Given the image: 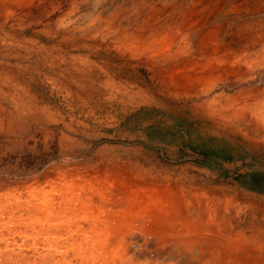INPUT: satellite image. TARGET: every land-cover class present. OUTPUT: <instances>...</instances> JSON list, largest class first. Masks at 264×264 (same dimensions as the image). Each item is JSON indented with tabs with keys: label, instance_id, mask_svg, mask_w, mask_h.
<instances>
[{
	"label": "rangeland",
	"instance_id": "1",
	"mask_svg": "<svg viewBox=\"0 0 264 264\" xmlns=\"http://www.w3.org/2000/svg\"><path fill=\"white\" fill-rule=\"evenodd\" d=\"M74 1L75 0H66V6L64 8H70L72 6L71 3ZM127 1L128 0H101L98 7H96L97 5L94 3V0H82L79 2L80 9L74 16V19H79L82 14H89V11L94 14L95 18L94 20L89 19V21L87 20L86 22H84L85 19H83L81 24L78 25L76 22L74 27L77 29H83L84 27L85 30V28L94 25L96 19L100 17L104 18L106 13H109L106 8L109 4L110 6L113 5L115 7L123 6L125 4L130 7L129 5H136L138 2L137 0ZM144 1L141 8L142 11H138V16L141 19L152 13V6L166 7L171 4V2H166L164 0ZM179 1L181 2L180 13L185 11L182 14L188 15L194 9L195 3L193 4V2L190 1L184 2L183 0ZM243 1L245 9L239 13H234V11L229 12L231 9L229 7L230 4L223 9L224 11H218L217 23H219V21L227 20L228 28L230 29H264V0H255V2L250 0L251 3L248 2L249 0ZM105 4H107V6ZM195 5H197V3ZM211 5L204 8L205 13L203 9H201L204 16L210 17V9L215 6V1ZM246 7L247 9L248 7L250 9L246 11ZM33 8L36 10L35 7ZM126 13L132 14L133 11L127 10ZM55 18V16H52L49 20L52 21V19ZM37 20H39V18L24 21V27L27 29L24 32L26 37H37L34 35V32L40 28L49 29V27L44 26L49 22L48 20H44L42 23L38 24H30ZM132 20V18H130V20H120L119 22L121 25L117 27H121L117 30H119L121 34L123 32H131V29L136 30L137 27L131 23ZM215 23L216 22L211 21H209V23L207 22L209 26H213ZM207 24L205 28L208 26ZM176 27L171 26L170 28H173L175 30L174 32H176ZM188 28L189 27H187L186 30L183 29L181 42L192 44L190 41L191 39H188L191 38L190 33H188L190 29ZM179 29L181 30L182 28ZM203 29L204 28H202V30ZM119 35L118 33H109V35H107L109 40L107 39L106 47L102 46L99 42H95L92 49L89 44L85 43L79 51H71V53L83 55L81 56L82 59L77 62L82 73L73 72V70L66 65H63L60 68L57 67V69L63 74V81L65 84L62 85L54 81L55 78L52 70L49 68L44 69L43 64H41L42 69H40L39 66L35 65V63L28 58L29 53L23 45H9L7 43L0 44V81L2 77L4 78L6 75H12L17 78V80L28 83L29 96H32L38 101L37 103L41 106L47 117V119L44 120V118L37 119L33 116H21L17 111L26 106L24 104L26 102L28 103V100L25 99V101H22L16 99V102H18L17 106L10 100L8 93L0 92V113L2 114H0V207L4 209L2 210L3 212H0V238L5 241L8 239V245L16 244L18 246H23L22 257L25 264H136L137 262L142 264L147 262L145 259H139V257L143 255L145 256V254H151L149 250L153 248L152 243L155 239L148 238L149 236L145 237L146 239L148 238L151 240L147 242V246H144L140 250H134L133 247H131V243L132 241H135L133 240L135 235L144 238L143 233L145 232L143 226L140 225H145V216H148L147 213H150V207L155 205L152 201V197L156 195L161 197L163 203H159L158 210L157 208L152 207L151 210L157 211L155 215L158 217L159 222L157 221V224L159 223V225L157 226L155 223V228L158 229L160 227V230H164V234L168 231V219L165 216L166 212L164 213L162 210L166 211L174 208L176 200L173 199L172 195H184L185 204L182 205L181 208H186L189 204L191 205L189 207H194L195 205L198 206L199 200L204 206H206V197H210L212 203L213 199H215L212 204L213 214L216 212V204L222 202L220 204L222 205L221 212L225 213L227 216L223 218L226 223L223 224L224 231L219 235V239L225 244L227 243L226 245H230L229 239L232 235H230L229 238V233L226 232L227 229H225V227L227 223L230 224L235 218L244 223L247 219L253 217L252 219L256 222L264 223V211L262 210L264 205V181L262 182V187H258V190L250 188L245 189L240 187L238 183L231 181L234 173L245 174L247 172H252L251 178L249 175L247 176L248 181L252 179L258 180L260 178V173L264 175V159H228L219 162L215 160L209 161L208 167L209 170L214 173V176L207 170L197 171V168L202 167L201 163L198 161H188L187 156L197 152L187 150L190 147L186 144L188 138L192 136L193 138H196V140L211 143L210 148L219 151L222 145L226 142V144H224L227 148L225 152L230 156L233 155V157L238 156L234 150L232 151V148L234 149L233 146L229 148L231 143H228L232 138L216 137L212 135L214 132L212 128L223 132V128L232 125L229 116L225 113L226 111H224L225 108L227 110L229 108V105L224 102V99L229 94L230 90L240 86L239 82H252L257 86L256 88L260 89L264 86V59L260 58L263 49L260 48L252 51L250 60L256 61L257 65L256 67L253 66L255 68L249 72L246 77L236 74H218V76L215 77V84L210 90V93L208 91L196 94L192 92L187 93L183 90L176 92L172 89H167L157 78V71L152 69L149 64L145 65L143 62L141 63L136 59H131L128 55H122L121 50L114 49L112 44H115L114 40H117ZM52 44L53 43L47 44V46H51ZM173 46L175 47V45ZM70 48L72 49L74 46L71 45ZM32 60L38 62L35 57H33ZM115 64L116 66H113ZM204 64L205 60L198 58L189 62L188 65L191 66L190 68H201ZM109 66H111V68ZM36 69L40 72H36ZM123 80L125 82H123ZM8 84L11 85L9 82ZM218 92H222L220 97H216L218 94L214 95ZM21 93L23 92L21 91ZM56 102L58 104H56ZM233 123L236 127L242 126V120L239 121L235 119ZM238 139L239 138H234L235 141ZM133 141L136 142V144L133 145ZM196 147L199 146L197 145ZM261 148H264V146H261ZM129 152L133 153L134 160L132 161L135 162H128V157L120 160L115 158L117 156L123 158V156H121L122 153L125 154ZM252 156L264 157V154L257 153ZM146 164H148V168L150 169L156 168V165H159V169L166 171L167 174H175V172L180 169L186 170L187 172L183 173L186 175L185 178L187 177L189 179L187 180V183L189 184L188 186L193 187L198 185L203 188L207 186L211 195L208 196L205 191L195 192L189 188H185V190L189 192L187 195L175 192L174 189L165 190L161 194L154 189H151V192H143L144 188L140 186L137 180L146 178ZM164 165H166V168L163 167ZM127 166H129L128 169L130 173L138 178L135 181V185L139 188L136 190L137 201H141L140 204H144V206H141L135 202V204L141 206V209L134 211L132 214L127 209L128 203L125 202L126 198H124L125 200L122 198L119 200L118 193L116 192L118 187L125 186L128 183V178L130 176H128L127 171L123 170L127 169ZM195 169L197 170L195 171ZM64 170L67 173L64 174ZM122 170L123 172L120 173ZM118 173L120 174L117 175ZM84 175L86 177H83ZM97 178L98 180L109 178V180H111V182H109L110 185L108 184L105 188V185L100 184V181L98 182ZM75 182L78 185V190L81 187V191L85 195L89 194V196H87L90 198L91 202H88L91 206L87 207L85 203L82 205V201L78 203H71V201H68V204L71 205L72 208L67 204V201L65 202L61 200V204L64 206L63 211L64 208H66L65 206L68 205L67 209H74L75 214L69 211L57 213L59 210L55 209L56 213L54 212L55 214L53 213L51 216L49 225L46 224L49 223V221L46 222L43 216H37L39 221H36V224H33L34 226L32 227L34 228V231L36 230L35 234L37 233V239H34V237L32 238L31 236H25V234L22 233L26 230H28V232H33V230H29V227L22 226L21 228L20 226L19 228H16V220H13L10 214L12 201L15 200L9 201V197L22 194L24 198H26L29 192H33L35 194L34 197H36V202H40V194L48 192L52 194V199L60 201L59 195L61 193L66 194V196L70 195V187L72 184H75ZM179 182L182 183L183 186L185 185L183 179ZM222 187L233 189L239 188L244 193L255 195L259 200L257 203H260V208L257 211H254L252 209L254 204L250 205L249 201H246L243 196L241 198L240 196L235 197L234 193L229 194L230 196L226 195L225 198L220 194L222 191L220 189ZM81 191L78 193H81ZM216 193H219V195ZM136 195L134 196V201L136 200ZM196 196L197 198H195ZM218 199H220V201H218ZM76 204L79 205L77 209L74 208ZM116 206H120L121 208L114 209ZM81 207H83L82 210ZM237 208L239 209L235 210ZM7 209H9V211ZM186 212L187 211H185V213ZM248 213H251V216H249ZM71 214L74 216H71ZM121 214H125L128 219L121 217ZM160 216L161 218H159ZM164 216L166 219L163 220L162 218H164ZM148 217L146 220L151 221L148 223H153L152 217L150 216V219ZM92 218L94 219L92 220ZM123 219L124 221L129 220L128 223L131 224L118 225L117 222ZM161 220H163L164 223H162V221L161 224ZM134 221L136 222L133 225L132 223ZM104 222L106 228L102 227L100 228V231H107V234L111 233L115 238V241L111 242L112 244L107 248H104L102 244L99 246L96 245L99 242L98 234L97 232H94L98 226L96 224H102ZM212 222L217 223L214 220ZM219 224L221 225L222 223ZM177 227L181 226L177 224ZM166 229L167 231L165 233ZM237 230L234 233V237L237 236V239H244V236L249 238L253 234L249 229H246V232L243 227L241 230ZM93 232L96 237H94ZM164 234L161 232V238L163 240L160 241H163L162 243L164 245H167V247L169 246V248L171 247L174 250L180 251L178 246H183L184 243L187 242H181L178 238L180 236L188 235V233L179 235L178 237H172L170 233H168L169 237ZM85 235L88 236L85 237ZM213 235L211 234L209 237H212ZM46 238L48 239L46 240ZM86 239L89 240L87 241ZM93 240H95V242ZM4 243L5 242L1 244V250L5 249ZM93 245H96L95 249L93 248ZM90 247L92 248L91 251ZM225 250L226 249L222 251L223 254L231 253L230 251L227 252ZM153 252L154 250L152 249V253ZM197 255H199V253ZM1 256L0 251V264H7L4 258L1 259ZM210 259L211 258L207 259L203 264H208L206 262ZM149 264L156 263L153 261Z\"/></svg>",
	"mask_w": 264,
	"mask_h": 264
},
{
	"label": "bare ground",
	"instance_id": "2",
	"mask_svg": "<svg viewBox=\"0 0 264 264\" xmlns=\"http://www.w3.org/2000/svg\"><path fill=\"white\" fill-rule=\"evenodd\" d=\"M80 1H82V0H75L74 2L71 3L72 6L70 8L69 7L64 8L66 6V0H0V44L1 43H7L9 45L10 44L11 45H23L24 47H26V50L29 53L28 58L31 61H33L35 63V65L39 66L40 69H42L41 64H43L44 69L49 68L50 70H52V72L54 74V78H55L54 81H56L58 84L62 85V84H65V82L63 81V74L57 69V67L60 68L61 66L66 65L71 70H73V72L75 71L77 73H80V72L82 73V70L78 67L77 62L82 59L81 56H83V55H80L78 53H71V51H79L85 43L89 44L92 47V49H93V44H95V42H99L102 46L106 47L107 39H108L107 35H109V33H111V34L118 33V35L121 34L120 31L117 30V29H120V27H121V26L119 28L117 27V26L121 25V23L119 21L120 20H130V18H132L133 20L131 23H133V25L137 27L136 30L131 29V32H123L121 35H119L117 40H114L115 44H112V47H114V49H116V50H121L122 55L123 54L128 55L129 57H131V59H136L141 63L143 62L145 65L149 64V66L152 69L157 71V73H158V74H156L157 78L160 80V83H162L167 89H172L176 92L177 91L180 92L183 90L184 92H187V93L192 92V93H196V94H201V93L208 92V91L210 93V90L214 87V84H215L214 83L216 80L215 77L218 76V74H226V75H228V74L229 75H235L236 74V75H241L242 77H244V76L246 77L249 74V72H251L257 65L256 61L250 60L251 53H252V51H255V49H257V50L260 48L263 49L262 55L260 54V58L264 59V29H261V30L239 29V28L230 29V28H228L227 20L226 21L223 20L221 22L219 21V23H217V21H216L218 11H221V10L224 11L223 9L228 4H230L229 7L231 8L229 12L234 11V13L235 12L239 13L240 11H243V9H245L243 6V4H244L243 0H183L184 2L185 1L186 2H188V1L193 2V4L197 3V5L194 4V9L188 15L182 14L185 11L180 13L181 2L179 0H164L166 2H171V4L169 6H166V7H164V6L163 7L162 6L161 7H157V6L153 7L152 6L151 7L152 13L144 16L143 19H141L138 16V11L141 10L144 0H137L138 1L137 4L136 5L131 4V5H129L130 7H128L125 4L123 6H119V7H115L113 5L110 6V4H109V6L106 7L107 11L109 13H106V15L104 14L105 15L104 18L100 17V18L96 19V21L94 22L95 24L91 25L88 28H85V30H84V27H83V29H77L76 27H74V24L76 22L78 25L81 24L82 23L81 21L83 19H85L84 22H86L87 20L89 21V19L94 20L95 16L93 13H91V11H89V14H85V15L82 14L83 13L82 12L81 13L82 15L80 16V18L79 19L77 18L75 20L74 16L78 13V11L80 9V3H79ZM128 1H130V0H128ZM214 1H215V6L213 8L211 7V9H210V17L204 16V13H205L204 8L210 6ZM253 1L255 2V0H253ZM100 2H101V0H94V3H96V5H97L96 7H98V4ZM248 2L251 3L250 0ZM160 4H161V2H160ZM105 5L107 6V4H105ZM259 6H261V5H259ZM33 7H35L36 10H34ZM229 7H227V8H229ZM249 7H248V9L246 7V11L250 9ZM260 8H262V7H260ZM163 9H164V12H163ZM201 9H203L204 13L201 11ZM127 10H132L133 13L127 14L126 13ZM185 10H186V8H185ZM52 16H55L56 18L52 19V21H50L49 19ZM35 18H39V20H37L35 22H31L30 24H33V23L38 24V23H42L44 20H48L49 22L44 26L49 27V29H45V28L41 29L40 28L39 30L34 32V35L37 37H26L24 32L27 29H25V27H24V21L29 20V19L34 20ZM209 21L216 22L217 24L215 23V25L209 26L207 24V22L209 23ZM229 22H230V20H229ZM252 22H254V21H252ZM206 24L208 26L205 28ZM134 26H133V28H134ZM171 26H175V27L178 26V27H176L177 28L176 32H174L175 30L173 28H170ZM187 27H189L188 29H190V31L188 33H190V37H191L188 39H191L190 41L192 44H187V43L185 44V42L184 43L181 42L182 31H183V29L186 30ZM168 28H170L171 30ZM179 28H182V29L180 30ZM202 28H204V29L202 30ZM192 39H193V41H192ZM42 41L46 42V43H43ZM50 43H53V44L51 46H47V44H50ZM71 45H73L74 48L71 49L70 48ZM173 45H175V47ZM30 47H32V48H30ZM67 49H69L70 51ZM94 55H96V54H94ZM33 57H35L38 60V62L32 60ZM198 58L205 60L204 66H202L201 68H190L191 66L188 65L189 62H192L193 60L198 59ZM187 65H188V67H187ZM113 66H116V64ZM253 66H255V67H253ZM109 67L111 68V66H109ZM2 68H4V67H2ZM135 68H137V67H135ZM36 72H40V71L38 69H36ZM110 75H111V73H110ZM8 82L11 85H9ZM123 82H125V81L123 80ZM8 86H9V88H8ZM136 86H137V84H136ZM83 88H85V87H83ZM21 91L23 93H21ZM0 92L8 93V95L10 96V100L12 102H14L15 105H17V106H18V102H16L17 100H22V101H25V99L28 100V103L26 102L24 104L26 106H24L23 108H21L17 111L21 116H23V117L33 116V117H36L37 119L38 118H42V119L44 118V120L47 119L46 115L44 114L43 109L37 103L38 101L35 98H33L32 96H29L28 83H24L20 80H17V78L13 77L12 75H6L4 78L2 77V79L0 81ZM44 92H45V90H44ZM111 92H113V91H111ZM118 97H119V95H118ZM154 98H156V97H154ZM234 99L233 98H230V99L227 98V101L229 100V102H225V103L227 105H229V104L232 105L231 102H233ZM109 100H111V99H109ZM56 104H58V103L56 102ZM226 104H225V106H226ZM128 106H130V105H128ZM106 108H108V107H106ZM118 108H119V106H118ZM27 113H28V115H27ZM74 122H76V121H74ZM70 123H71V121H70ZM9 134H11V133H9ZM59 143H61V142H59ZM65 173H67V172L64 170V174ZM83 177H86V176L84 175ZM103 177H104V175H103ZM117 179H116V182H117ZM97 181L98 182L100 181V184L105 185V188L108 186L109 182H111V180H109V178L108 179L107 178L102 179V180L101 179L98 180V178H97ZM119 181H120V179H119ZM114 185H115V183H114ZM77 187H78V185L75 182V184H72V186L70 187V189H71L70 195L66 196V194L61 193L59 195L60 197L58 196L59 200L60 201L63 200L65 202L67 201V204H68V201L69 202L71 201V203H78V202L82 201V205L85 203V205H87V207L91 206L90 203L88 202V201H90V198L88 197L89 194H87L88 196L85 195L81 191V187L79 189L81 191V193H78L80 191L78 190ZM214 187H216V186H214ZM140 192H141V190H140ZM225 192H226V190H225ZM135 195H136V192L134 193V196ZM34 196H35V194L33 192H29V194L26 196V198H24V196L22 194L12 195L11 197L8 196L9 201L15 200V201H12V208L10 207L11 208L10 214H11V218L13 220H16V223H15L16 228H19L20 226H21V228H22V226H27V227H29V230L32 231L34 229V228H32L34 226L33 224H36L35 222L39 221L37 216H40V215H41V217L43 216V218H45V221L48 222L50 220L51 216L53 215V213L56 211L55 209L59 210V212L57 211V213H63V212H67V211L74 213V209H69V210L67 209V206L69 204L67 206H65L66 208H64V211H63L64 206H62V204H61L62 201L61 202L58 200L55 201L54 199H52L53 198L52 194H50L48 192L45 194H40V198H39V199H41L40 202H36V200H35L36 197H34ZM235 196H237L236 193H235ZM172 197L174 200H176L174 208L172 210L170 209V210H166V211H163L161 209L162 212H164V213L166 212L165 216L168 219V223H167L168 231H167V229L165 230V233L167 231L166 234H164V232H163L164 230H162V229L160 230V227L159 228L157 227L158 229L155 228V226H156L155 223L157 224V221H158V217L155 215L157 213V211L151 210V207L157 208V210H158L159 203L161 204V203H163V201L159 195L152 197V201L155 205H152V206L150 205L151 207L149 206L150 207V210H149L150 213H147V215L149 217L150 216L152 217L153 223H148L151 221L146 220V218L148 216H145V221H146L145 225H140V226H143V230L145 232V233H143L144 238L148 237V236H149L148 238H152V239L156 238L157 239L156 242H157L159 240H163L161 238V232L164 235H167L168 237H169L168 233H170V235H172V237H178L179 235H184L185 233H188V234H192V237L189 238L188 241L186 243H184L183 246L182 245L178 246V249L180 251L186 249V250H189L190 252L197 250L199 253V255H197L195 257L197 263H200V262L205 263V261L207 259L211 258L209 260L210 262L208 261L206 263H208V264H264V223L256 222L254 219H252L253 217L247 219L242 224L240 223V221L238 219H234V221L231 219L232 222L230 224L227 223L228 226L226 224V227H225V229H227L226 232L229 233L228 234L229 238H230V235H232L231 238L229 239L230 245H226L227 243L225 244L224 242L220 241V239H219V235L221 234L220 230L222 228L221 225H219L218 223H216V224L213 223L210 220V218H208V217L204 218L202 216L203 213L200 214L202 211L207 212V211H205L206 207L203 205L202 202H200V200H199L198 204L202 206V211L198 212L199 211V210L197 211L198 208L196 209V207H195L197 205H195L194 206L195 208L194 207L193 208H194V211L196 214L194 215L188 211L185 213L186 209H188V207L191 206L190 204L186 208H181V206L185 204L182 197H180L178 195H175V196L172 195ZM164 198H166V197H164ZM195 198H197V196ZM244 198L246 201H249L250 205L254 204L253 207L251 206L254 211H257L260 208V203L259 204L257 203V201H259V200L256 198L255 195L246 193L244 195ZM122 199H124V198H122ZM135 199H136L135 201L139 205H141L140 204L141 201L140 202L137 201V199H138L137 195H136ZM119 200H120V198H119ZM218 201H220V199H218ZM65 202H64V204H65ZM125 202H126V200H125ZM122 204H124V203H122ZM220 204L217 205V210H216L217 212H219V210H221L220 208L222 205L220 206ZM69 206H71V205H69ZM78 206L79 205L76 204V206H74V208L77 209ZM213 206H215V205H213ZM82 208L83 207H81V210H82ZM189 208L192 209V207H189ZM85 209H86V207H85ZM238 209L239 208H237L235 210H238ZM2 210H4V209L2 207H0V212H3ZM7 210L9 211V209H7ZM262 210L264 211V205L262 207ZM60 211H62V212H60ZM197 213H199V215H201V216H198ZM220 213H221V211H220ZM125 214L124 215L121 214L122 215L121 217L127 218L126 217L127 214L126 215ZM144 214H146V213H144ZM189 214H192L193 216L191 217V216H189ZM215 214L216 213H214V215ZM248 214H249V216H251V213H248ZM196 215H197V217H195ZM56 216H58V215H56ZM71 216H74V215L71 214ZM165 216H164V218H162L163 220L166 219ZM95 217H97V216H95ZM137 217H139V216H137ZM232 217H236V216H232ZM159 218H161V216ZM93 219L94 218H92V220ZM163 220H161L160 223ZM162 223H164V221ZM46 224L49 225L50 221H49V223H46ZM177 224L180 225L181 227H177ZM96 225H100V226L96 227L97 231L93 230L94 232H97V234H98L97 236H98V241H99L98 243L99 244L97 243L96 245L99 246L102 244L104 248L109 247L112 244L111 242L115 241V238L111 235V233L107 234L106 233L107 231H105V232L100 231V228L105 227V225H106L105 222L102 224L98 223ZM158 225H159V223L157 224V226ZM108 226H109V224H108ZM242 227L244 230L249 229V231L253 233L252 236H250L249 238L247 236H244L245 237V238L243 237L244 239H237L238 238L237 236L234 237L235 230L237 228H242ZM35 231L33 230V232H28V230H26V231H23L22 233L25 234V236H31L32 238L34 237V239H35L36 234H37V233L35 234ZM94 232H93V235H94ZM246 232H247V230H246ZM84 233H86V232H84ZM140 234H141V232H140ZM205 234H207V236H205ZM211 234L212 235L214 234L213 235L214 237L213 236L209 237V235H211ZM86 236H88V235H85V237ZM132 236H133V234H132ZM132 236H131V238H132ZM94 237H96V236L94 235ZM131 238H130V242H131ZM148 238L147 239L145 238V240H149ZM47 239L48 238H46V240ZM7 240L5 241L4 239L0 238V248H1V244H3V242H5L4 243L5 249L4 250L0 249L1 255H2L1 259L4 258L5 261L7 262V264H25V262L23 261L24 259L22 257L23 256L22 255L23 254V246H21V245L18 246L16 244L8 245L9 241L7 244ZM93 241L95 242V240H93ZM131 244L134 246V249H137V250L141 249V243H138L136 241H132ZM96 245L95 246L93 245L94 249L96 248ZM87 247H88V245H87ZM91 249L92 248L90 247V251H91ZM224 249H226L225 251H227V252L230 251L231 253H224L223 254L222 251H224ZM88 253H89V251H88ZM98 253H99V251H98ZM98 253H96V254H98ZM96 257H98V256H96ZM92 258H94V257H92ZM136 264H139V262H137ZM142 264H149V263L145 262Z\"/></svg>",
	"mask_w": 264,
	"mask_h": 264
},
{
	"label": "crops",
	"instance_id": "3",
	"mask_svg": "<svg viewBox=\"0 0 264 264\" xmlns=\"http://www.w3.org/2000/svg\"><path fill=\"white\" fill-rule=\"evenodd\" d=\"M240 86H238L237 88L230 90L229 94L226 96V98L224 99V102H229V100L227 101V98H235L233 100V102H231V105L229 104V108L228 110L225 108L224 111H226L225 113L229 116V120H231L232 125L223 128V132H220L219 130H215V128H212L214 130L213 134L216 137H231L232 139L230 140V142L228 144H230V147L233 146L234 149L232 148V151L234 150L238 156H234L232 159L233 160H253V159H264V157H256V156H252L254 154H264V148H261V146H264V86L260 89V88H256L257 86L254 85V83L252 82H239ZM215 93L214 95H217L216 97H220L222 95V92L220 93ZM225 94V93H224ZM226 95V94H225ZM242 120V126L241 127H236V125L233 123V121ZM234 124V126H233ZM234 138H239L238 140H234ZM189 139H193L191 136L188 138ZM187 140V144L189 145H193L196 144V142L194 141H190L188 142ZM136 144V142L133 141V145ZM200 145H203V147L206 149H211L210 148V144L209 142H204L199 140ZM187 150L193 151V152H197L195 150V147L193 148H188ZM133 153L129 152V153H122L121 156H123V158H120L119 156L115 157L117 160L120 159H124L126 157H128V162L134 160L133 159ZM204 154L200 153H193L187 156L188 161H198L199 163H201V168H197L195 169V171H203V170H207L210 173H212L209 170V161L214 160L213 157H204ZM249 155V156H248ZM147 158H148V154H147ZM186 159V160H187ZM135 162V161H132ZM160 165V163H159ZM159 165H156V168L150 169L148 168V164H146V173L145 179H140L137 180L138 178H136L134 176V174L130 173L128 167L127 169H123L124 171H127L128 176H130L128 178V183L125 186H120L118 187L117 193L119 198H126V203H128L127 209L129 212L134 213V211H138L139 209H141V206H144V204H141V206L135 204L136 201H134V193L136 192V190L138 189V186L135 185V181L137 180V182H139L140 186H142L144 191L143 192H151V189H154L155 191H158L160 194L163 193V191L165 190H170V189H174L175 192L178 193H183L185 195H187L189 192L186 189H191L195 192H200V191H205L206 194L208 196L211 195V192L209 190V188L206 187H200V186H193V187H189L188 185V181L189 180L187 177L185 178V174L183 172H187L186 170H179L177 172H175V174H167L166 171H162L161 169H159ZM126 166V165H125ZM164 168H166V165L163 166ZM123 170L120 172L122 173ZM192 170V169H191ZM120 173H118L117 175H119ZM214 175V173H212ZM173 176V177H172ZM215 176V175H214ZM184 180L185 181V185L183 186L182 183H180V180ZM239 184V183H238ZM181 185V186H179ZM200 185V183H199ZM240 187H243L245 189H247L248 187L246 186H242V184H239ZM221 195L222 196H226L229 194H237V197L240 196V198L246 194L244 193L242 190H240L239 188H225L222 187L221 189ZM226 190V192H225ZM228 191V192H227ZM252 191V190H251ZM223 192V193H222ZM256 192V191H255ZM217 195H219V193H216ZM215 194V195H216ZM220 195V196H221ZM184 195H180V197L183 198L184 200ZM221 196V197H222ZM236 197V196H235ZM226 198V197H225ZM221 199V198H220ZM222 200V199H221ZM215 201V199H213V202ZM122 202V201H121ZM205 202H206V208L204 212L202 211V206H195L198 212H201L200 214H202V216L204 218L208 217L210 218L212 221L214 220L215 222H219V223H224L225 224V220L222 219L225 216H227L225 213H220L221 210H219V212H215L216 214L214 215L212 213V201L210 199V197H206L205 198ZM222 203V202H221ZM217 205L216 204V210H217ZM221 206V205H220ZM194 207V208H195ZM120 206H116L114 209H120ZM194 208L192 206V209H190L188 207V209H186V211H189L192 214H196L194 211ZM201 209V210H200ZM221 209V208H220ZM120 211V210H119ZM118 211V213H119ZM192 214H189V216H193ZM198 216L199 213H197ZM206 215V216H205ZM197 217V215L195 216ZM132 218V217H131ZM150 219V217H148ZM236 219V218H235ZM129 220L124 221L120 220L118 223V225H124V224H131L128 223ZM136 221H134L132 224H135ZM241 222V221H240ZM218 223V224H219ZM216 224V223H215ZM221 224V230L224 231V225ZM242 224V222H241ZM220 225V224H219ZM100 226V225H98ZM238 230H241V228H237ZM236 229V230H237ZM220 230V232H222ZM235 230V232H236ZM237 230V231H238ZM206 233V232H205ZM205 236H207V234H205ZM192 237V234H188L185 236H180L178 239L181 242H186L188 241L189 238ZM156 238L152 243L153 246V250L154 252L151 254H145V256H140L139 259H145L148 263L151 262H155L156 264H203V262L197 263L196 262V256L198 254V251L195 250L193 252H190L189 250H182V251H178V250H174L173 248H169V246L167 247V245H164L162 242L163 241H157L156 243ZM167 241V240H164ZM168 242V241H167ZM166 247V248H164ZM165 250V251H164ZM183 257V258H182ZM185 261V262H184Z\"/></svg>",
	"mask_w": 264,
	"mask_h": 264
},
{
	"label": "trees",
	"instance_id": "4",
	"mask_svg": "<svg viewBox=\"0 0 264 264\" xmlns=\"http://www.w3.org/2000/svg\"><path fill=\"white\" fill-rule=\"evenodd\" d=\"M192 137V136H191ZM193 138V137H192ZM190 141H194L196 142V144H193V145H187L190 147V148H193L195 147V149H198V150H195L197 152H199L200 154H204L203 156L204 157H213V159L217 162L219 161H225V160H228V159H232L233 158V155H229L228 153H226V147L224 146V144H226L225 140H224V144L222 145L221 149L219 151H215L214 149H206V147L204 148L203 145H200L198 144L199 143V140H196V138L193 139H189L188 142ZM199 146V147H196V146ZM251 174L252 172H247L245 174H240V173H234L232 175V180L231 181H234L236 183H239V184H242V186H246L250 189H253V190H258V187L260 188V186L262 185V182L264 181V175L262 173H260V178L258 180H247V176L249 175L250 178H251ZM262 187V186H261Z\"/></svg>",
	"mask_w": 264,
	"mask_h": 264
},
{
	"label": "built area",
	"instance_id": "5",
	"mask_svg": "<svg viewBox=\"0 0 264 264\" xmlns=\"http://www.w3.org/2000/svg\"><path fill=\"white\" fill-rule=\"evenodd\" d=\"M133 240H135V241L138 242V243H141V248H143L144 246H147V244H148L147 242H148L149 240H151V239H149V240H145V239L142 238L141 236H139V235H135V237H134ZM131 247H133V249H134V246H133V245H131ZM134 250H137V249H134ZM149 252L152 253V249L149 250Z\"/></svg>",
	"mask_w": 264,
	"mask_h": 264
}]
</instances>
